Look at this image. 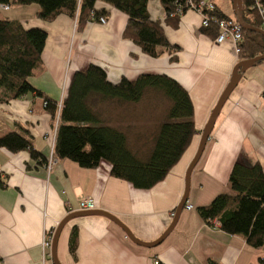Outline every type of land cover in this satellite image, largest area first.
<instances>
[{
	"label": "crops",
	"instance_id": "0c3cea01",
	"mask_svg": "<svg viewBox=\"0 0 264 264\" xmlns=\"http://www.w3.org/2000/svg\"><path fill=\"white\" fill-rule=\"evenodd\" d=\"M217 10L236 19L231 0H210ZM104 24L96 21L75 30L71 18L60 15L46 22L36 17V6H10L0 13L20 21L24 27L46 32L41 53L43 72L28 79L30 85L61 106L69 78L89 64L102 68L109 82L139 74H165L188 92L197 133L165 177L148 190L132 188L109 174L105 161L93 169L79 167L51 152L57 118L43 108L41 98L23 95L0 104V136L9 131L23 133L50 169L37 164L27 151L10 153L0 148V264H54L50 247L43 242L54 235L68 215L83 212L78 203L91 198L94 210L112 214L138 240L155 241L169 226L185 187V174L194 158L200 136L212 109L228 84L238 55L230 39L215 44L201 32L200 16L186 10L172 26L166 21L159 0H148L147 13L159 20L169 47L157 57L142 53L122 37L125 15L98 1ZM264 60L239 73L238 81L215 119L203 151L189 177L185 205L172 231L156 246L132 242L106 217H75L61 228L56 243L59 264H262L264 251L253 249L238 235L210 226L197 209L221 193H231L228 177L232 166L259 164L264 174ZM148 91V90H147ZM150 91V90H149ZM146 93V92H145ZM143 96L136 103L91 97V109L101 123L122 131L127 146L149 149L169 103L160 107L157 98ZM75 232L73 253L69 250Z\"/></svg>",
	"mask_w": 264,
	"mask_h": 264
},
{
	"label": "trees",
	"instance_id": "16d2710c",
	"mask_svg": "<svg viewBox=\"0 0 264 264\" xmlns=\"http://www.w3.org/2000/svg\"><path fill=\"white\" fill-rule=\"evenodd\" d=\"M98 1L111 5L125 15L122 37L136 44L145 55L157 57L169 47L160 21L151 19L147 13L148 0H0V6L34 5L38 8L36 17L40 20L50 22L64 15L74 20L75 30L80 32L87 23L97 22L105 15L104 11L96 9ZM159 1L166 21H170L172 26L176 25L180 16L176 8L183 6L185 0ZM260 2L264 8V0ZM241 3L242 21L261 28L251 9V1L241 0ZM215 15L223 20H231L217 7ZM201 32L214 39L218 29L210 24L207 28H201ZM240 33L239 62L264 53L262 35L242 27ZM45 40L46 32L43 29L26 28L18 20L0 17V104L27 94L41 98L44 110L52 120H58L52 152L57 159H68L85 169H93L105 161L109 164L110 176L138 190H148L160 182L197 133L186 89L165 74H139L133 80L122 77L112 83L107 80L102 68L89 64L85 69L73 72L65 97L58 107L56 101L28 82L29 78L39 76L44 70L41 53ZM147 90L160 92L170 104L152 138L151 148L137 151L128 148L122 131L100 122L89 100L96 97L99 101L116 99L136 103ZM0 148L10 153L27 151L37 164L46 163L27 136L17 131L2 134ZM228 181L231 193H221L209 204L199 207L197 212L200 218L210 226L216 223L214 226L227 234L243 237L251 248L264 251V174L261 166L257 163L251 166L235 163ZM75 243L76 234L73 232L69 241L71 253L75 250ZM206 264L219 263L209 260Z\"/></svg>",
	"mask_w": 264,
	"mask_h": 264
},
{
	"label": "water",
	"instance_id": "95a60500",
	"mask_svg": "<svg viewBox=\"0 0 264 264\" xmlns=\"http://www.w3.org/2000/svg\"><path fill=\"white\" fill-rule=\"evenodd\" d=\"M232 2V8L233 11L236 14V22L238 23V25L244 29L253 31V32H257L260 35H262L264 37V31L260 28L251 26V25H247L242 21L241 18V9H242V3L241 0H231ZM264 60V53L256 56L252 59L249 60H243L238 62L233 70H232V74H231V78L228 82V84L226 85V87L224 88L223 92L221 93L216 105L214 106V108L212 109V112L208 118V121L206 123V125L203 128V131L201 133L200 136V141L198 144V148L196 151V154L194 156V158L192 159V161L190 162L186 174H185V187H184V193L183 196L179 202V204L177 205V207L175 208L174 211V215L173 218L169 224V226L166 228V230L153 242L150 243H145L142 242L140 240H138L137 238H135L131 232L128 230V228L121 223L115 216H113L112 214H109L107 212L101 211V210H91V211H83V212H77L71 215H68L67 217H65L60 224L58 225V227L56 228L54 235L52 237V242H51V256H52V260L54 264H59L57 257H56V243H57V239H58V235L60 233L61 228L68 222V220L75 218V217H80V216H88V215H98V216H103L108 218L109 220H111L112 222H114L116 225H118L122 231L125 233V235L134 243L144 246V247H154L157 244H159L173 229L178 216L181 212V210L183 209L186 200H187V194H188V189H189V177H190V173L193 169V167L195 166L197 160L199 159L204 145L207 141V139L209 138V134L212 130L213 124L215 122L216 117L219 114V111L223 105V103L225 102V100L227 99L228 95L230 94V92L232 91V89L235 87L238 78H239V73L245 71L248 67L254 65L256 62Z\"/></svg>",
	"mask_w": 264,
	"mask_h": 264
},
{
	"label": "built area",
	"instance_id": "2783aa9c",
	"mask_svg": "<svg viewBox=\"0 0 264 264\" xmlns=\"http://www.w3.org/2000/svg\"><path fill=\"white\" fill-rule=\"evenodd\" d=\"M251 1V9L254 11L255 16L258 18L261 29L264 31V8L260 0H250ZM1 9H8L5 6H0ZM183 9L191 10L197 13L200 16V26L201 28H207L210 24L216 25L218 29V33L216 37L213 39L215 44H220L221 42L230 39L234 45L235 53L238 55L239 53V44L241 42V33L240 26L236 21L233 20H223L218 18L215 15L216 6L210 0H185L183 6H177L176 12L181 15L183 13ZM97 22L99 24H104V18H98ZM264 95V87L262 90ZM51 152L53 149V144L51 145ZM54 164V160L50 159L45 163V168L50 169ZM79 209L84 211L94 210V202L91 198H83L78 203ZM187 210L192 208L191 205H185ZM216 224V223H214ZM51 244V236L48 239H45L43 242L44 247H50ZM153 264H158L157 260H153Z\"/></svg>",
	"mask_w": 264,
	"mask_h": 264
},
{
	"label": "rangeland",
	"instance_id": "374dc122",
	"mask_svg": "<svg viewBox=\"0 0 264 264\" xmlns=\"http://www.w3.org/2000/svg\"><path fill=\"white\" fill-rule=\"evenodd\" d=\"M230 1V0H229ZM12 8H13V6H11ZM3 10V9H2ZM7 10V9H6ZM6 14L7 13H0V17H3V18H5V17H7L6 16ZM145 99L148 101L149 99H151V97L150 96H152L153 98H157V103H159V105H160V107L162 106L163 108H165V106H166V103L168 102V100H166L161 94H160V92H158V91H152V90H148V91H146V93H145ZM169 103V102H168ZM170 104V103H169ZM167 107V106H166ZM133 151V150H132ZM141 151H144V149L143 150H141ZM185 207V206H184Z\"/></svg>",
	"mask_w": 264,
	"mask_h": 264
},
{
	"label": "clouds",
	"instance_id": "9594fccd",
	"mask_svg": "<svg viewBox=\"0 0 264 264\" xmlns=\"http://www.w3.org/2000/svg\"><path fill=\"white\" fill-rule=\"evenodd\" d=\"M261 29V28H260ZM185 206V205H184Z\"/></svg>",
	"mask_w": 264,
	"mask_h": 264
}]
</instances>
